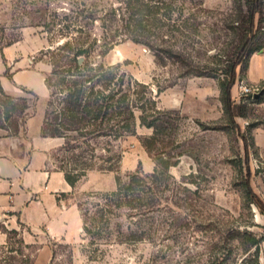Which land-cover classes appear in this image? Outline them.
Masks as SVG:
<instances>
[{
  "label": "rangeland",
  "instance_id": "374dc122",
  "mask_svg": "<svg viewBox=\"0 0 264 264\" xmlns=\"http://www.w3.org/2000/svg\"><path fill=\"white\" fill-rule=\"evenodd\" d=\"M121 1L12 0L2 41L18 40L26 26L41 37L45 49L75 36L83 41L90 34L89 41L100 40L103 25ZM152 5L156 11L157 6L162 9L154 10L151 17L149 44L121 41L97 61L118 66L127 81L132 77L142 83L133 84L139 92L133 98L144 96L137 101L141 106L152 91L161 112L156 113L151 102L145 104L146 112L136 108V132L112 142L116 153L122 154L118 170L103 171L106 175L90 180L88 189L71 195L74 203L82 204V230L73 241L25 225L8 227L0 220L7 234L6 243L0 245V264H240L245 257L242 264H255L250 252L256 247L250 250L248 235L244 242L239 231L264 238V209L255 203L258 197L264 206V149L256 146L253 135L255 125L264 126V100L257 102L256 94H242V86L251 85L246 80L247 57L237 68L234 120L221 86L225 69L239 51L243 31L238 24L245 16L247 21L246 0H152ZM255 23L257 47L264 44V4ZM36 57L40 66L52 69L49 56L38 52ZM13 96L28 98L32 128H38L45 120L49 98L26 88ZM19 113L14 116L21 125L19 133L27 134L28 119L22 124ZM141 115L154 126L143 124ZM4 124L11 125L9 120ZM97 142L107 145V139ZM61 147L52 152V163L69 169L68 160L81 151L66 153ZM102 147L97 153L107 155ZM167 163H171L169 171L160 175L161 206L145 218L118 220L124 231L128 225L139 224L148 239L121 242L115 227L110 238L85 231V217L93 231L96 227L92 211L84 217L85 209L99 201L90 194L116 189L118 175L126 180L138 170H163ZM166 184L170 189H165Z\"/></svg>",
  "mask_w": 264,
  "mask_h": 264
},
{
  "label": "trees",
  "instance_id": "16d2710c",
  "mask_svg": "<svg viewBox=\"0 0 264 264\" xmlns=\"http://www.w3.org/2000/svg\"><path fill=\"white\" fill-rule=\"evenodd\" d=\"M121 2L122 4L113 8L109 14L108 23L103 25L104 35L100 40L94 38L93 41H89L90 34L89 38L83 41L75 36L63 44L41 51L42 55L49 56V64L52 66L46 77L50 98L41 133L44 137L64 138L65 141L61 147L63 152L81 151L79 154L74 153L68 160L71 166L69 169L60 168L73 186H76L91 170H118L122 154L116 153L113 144L126 134L136 132V108H141L143 112H146L145 104L151 102L155 106L152 109L156 113L161 112L153 98L152 91L147 92L146 102L141 106L137 101L144 96L133 98L134 94L139 95L137 89L133 90V84L144 86L142 83L136 79L133 81L132 77L130 81H127V74L120 72L118 66H108L104 62L97 61L98 57L105 56L121 41L131 39L138 43L149 44L151 17L160 12L162 7L157 6L159 11H156L152 0H122ZM246 3L248 6L247 21L245 16L238 24V28L243 31L239 51L236 59L225 69V76L221 82L226 108L232 120H234L233 88L238 78L237 68L246 57L249 58L252 53L264 49V44L255 47L258 37L255 31L256 15L261 12L264 0H246ZM29 92L36 95L31 90ZM261 92L262 95L256 99L257 101L264 99V81ZM30 108L31 104L27 97H15L8 94L0 80L1 128L10 131V134H18L21 125L14 117L15 113L20 112L22 124H25L31 115ZM4 120H9L11 125H5ZM141 121L148 126H154L148 123L146 115H141ZM97 139H107V145L102 147ZM145 145L149 149V144ZM99 147H102L108 154H98ZM247 152L249 153L248 147ZM170 166L171 163L164 164L163 170L158 167L152 173L138 170L129 174L126 180L118 175L116 189L90 194L91 197H98L99 201L92 203V208L85 209L84 217L89 216L88 214L92 211V219L96 227L93 231L85 217V231L99 238H110L116 228L118 240L121 242L148 239L149 237L145 235L146 230L139 224L128 225L127 231H124L123 224L118 220L123 216L131 219L145 218L161 206L159 204L163 197L158 193L162 190L163 183L160 175L169 171ZM168 186L166 184L165 189H170ZM255 201L263 210L262 201L258 197H255ZM175 203L181 207V204ZM79 207L82 209V204H79ZM175 213L176 217H180V212L175 211ZM12 231L18 232L17 229ZM246 234L250 242L249 249L256 247V251L250 252V255H253L255 264H261L260 244L264 238H258L250 231H239V236L244 242H246ZM244 261L246 257L242 263Z\"/></svg>",
  "mask_w": 264,
  "mask_h": 264
},
{
  "label": "crops",
  "instance_id": "0c3cea01",
  "mask_svg": "<svg viewBox=\"0 0 264 264\" xmlns=\"http://www.w3.org/2000/svg\"><path fill=\"white\" fill-rule=\"evenodd\" d=\"M11 3L12 0H0L1 84L11 95H18L26 88L42 99L50 98L46 83L49 70L40 66L36 57L45 49L41 37L26 26L18 40L6 44L2 41L4 26L8 25L6 11ZM246 80L251 85L263 83L264 50L248 58ZM33 117L31 114L28 118L27 134L14 135L0 129V220L8 227L25 225L34 231L44 230L55 238L73 241L82 230V216L71 195L77 189H88L90 180L106 174L91 170L76 186L71 185L65 172L52 163V152L63 145L64 139L42 136L44 121L33 129ZM253 135L256 146L264 149V126L255 125ZM63 194L70 197L65 198ZM6 239L7 234L0 227V245ZM260 262L264 264V240L260 244Z\"/></svg>",
  "mask_w": 264,
  "mask_h": 264
},
{
  "label": "built area",
  "instance_id": "2783aa9c",
  "mask_svg": "<svg viewBox=\"0 0 264 264\" xmlns=\"http://www.w3.org/2000/svg\"><path fill=\"white\" fill-rule=\"evenodd\" d=\"M261 90L260 85H244L242 86V94H257Z\"/></svg>",
  "mask_w": 264,
  "mask_h": 264
},
{
  "label": "water",
  "instance_id": "95a60500",
  "mask_svg": "<svg viewBox=\"0 0 264 264\" xmlns=\"http://www.w3.org/2000/svg\"><path fill=\"white\" fill-rule=\"evenodd\" d=\"M261 95H262V92H259V93L256 94V97L258 98V97H260Z\"/></svg>",
  "mask_w": 264,
  "mask_h": 264
}]
</instances>
